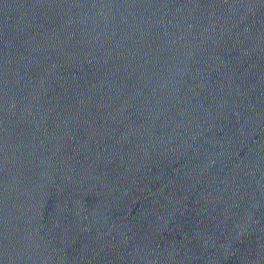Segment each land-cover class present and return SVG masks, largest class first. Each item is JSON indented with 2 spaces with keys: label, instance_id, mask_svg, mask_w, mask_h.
Here are the masks:
<instances>
[{
  "label": "water",
  "instance_id": "1",
  "mask_svg": "<svg viewBox=\"0 0 264 264\" xmlns=\"http://www.w3.org/2000/svg\"><path fill=\"white\" fill-rule=\"evenodd\" d=\"M0 264H264V0H0Z\"/></svg>",
  "mask_w": 264,
  "mask_h": 264
}]
</instances>
